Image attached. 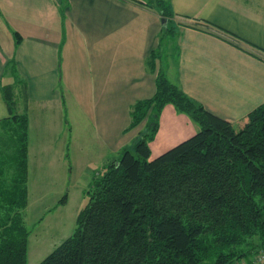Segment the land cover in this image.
Returning <instances> with one entry per match:
<instances>
[{
  "label": "crops",
  "instance_id": "0c3cea01",
  "mask_svg": "<svg viewBox=\"0 0 264 264\" xmlns=\"http://www.w3.org/2000/svg\"><path fill=\"white\" fill-rule=\"evenodd\" d=\"M158 73L242 128L264 105V0H0V121L9 117L10 87L13 113L28 119L29 175L32 140L49 114L58 134L69 124L88 127L109 152L103 164L117 159L145 131L147 119L127 130L130 110L154 96ZM197 130L166 105L150 145L163 154Z\"/></svg>",
  "mask_w": 264,
  "mask_h": 264
},
{
  "label": "trees",
  "instance_id": "16d2710c",
  "mask_svg": "<svg viewBox=\"0 0 264 264\" xmlns=\"http://www.w3.org/2000/svg\"><path fill=\"white\" fill-rule=\"evenodd\" d=\"M170 18L164 9L163 35ZM3 95L9 117L0 123L12 138L0 148L16 149L7 158L0 149V264H27L28 119L13 113L10 87ZM166 105L198 132L151 159ZM130 118L127 130L147 119L145 131L93 178L73 234L39 264H254L264 251V105L237 130L158 73L154 96L137 101ZM66 203L65 195L58 205Z\"/></svg>",
  "mask_w": 264,
  "mask_h": 264
},
{
  "label": "rangeland",
  "instance_id": "374dc122",
  "mask_svg": "<svg viewBox=\"0 0 264 264\" xmlns=\"http://www.w3.org/2000/svg\"><path fill=\"white\" fill-rule=\"evenodd\" d=\"M68 106L71 107L69 103ZM66 114L68 122L69 110ZM46 121L44 132L36 131L35 141L34 137L32 140L31 154H35L36 160L30 175L28 165V206L23 213L30 232L27 264H39L73 234L76 217L88 202L84 192L105 166L102 162L106 163L105 158L109 157V152L85 125L69 124L65 133L58 134L61 131L56 130L52 114ZM71 121L74 120L71 118ZM8 138H12L9 127L0 123L1 141ZM151 143V159H154L161 153ZM0 149L4 158L12 157L16 144L12 141ZM65 195L67 205H58Z\"/></svg>",
  "mask_w": 264,
  "mask_h": 264
},
{
  "label": "built area",
  "instance_id": "2783aa9c",
  "mask_svg": "<svg viewBox=\"0 0 264 264\" xmlns=\"http://www.w3.org/2000/svg\"><path fill=\"white\" fill-rule=\"evenodd\" d=\"M254 264H264V251L260 252L254 259Z\"/></svg>",
  "mask_w": 264,
  "mask_h": 264
},
{
  "label": "water",
  "instance_id": "95a60500",
  "mask_svg": "<svg viewBox=\"0 0 264 264\" xmlns=\"http://www.w3.org/2000/svg\"><path fill=\"white\" fill-rule=\"evenodd\" d=\"M165 23H166V21L163 19V20H162V24L164 25Z\"/></svg>",
  "mask_w": 264,
  "mask_h": 264
}]
</instances>
